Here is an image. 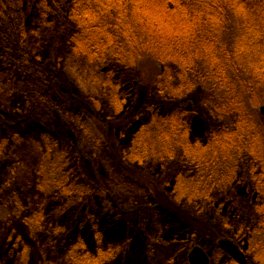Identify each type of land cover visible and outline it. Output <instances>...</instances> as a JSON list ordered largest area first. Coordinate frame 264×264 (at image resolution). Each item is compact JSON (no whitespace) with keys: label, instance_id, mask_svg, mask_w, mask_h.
<instances>
[{"label":"rangeland","instance_id":"1","mask_svg":"<svg viewBox=\"0 0 264 264\" xmlns=\"http://www.w3.org/2000/svg\"><path fill=\"white\" fill-rule=\"evenodd\" d=\"M53 1L0 0L5 13L0 33L21 34L12 40L21 52L13 48L10 57L29 60L6 62L0 36V264L81 263L73 252L84 254L88 264H189L195 247L204 249L210 264H238L219 246L222 240L235 243L246 264H264V251L254 248L250 236L261 218L258 188L264 186V170L251 156L236 152L247 136L243 124L258 125L219 111L237 103L243 110L251 106L256 118L264 116V82L250 83L257 79L254 71L242 72L240 84L232 76L235 65L244 66L245 55L229 51L238 22L231 17L230 33L225 26L216 34L219 24L208 35L165 27L139 36L138 47L127 45L128 55L172 60L174 74L151 57L135 68L87 65L81 57L74 71L68 61L72 42L87 31L70 15L71 0H60L61 9ZM150 11L161 13L148 6L139 26H148ZM11 14H16L12 22ZM178 86L189 88L191 96L173 101ZM207 95L221 106L206 103ZM180 107L193 113L184 115ZM153 110L168 119L179 117L173 135L170 125L152 123ZM147 125L166 134L146 135L141 144L135 138ZM221 127L226 134L212 132ZM210 150L219 158L205 175H211L204 182L207 192L199 191V172L183 153L199 156ZM135 151L150 156L142 159ZM45 156L84 191L80 199L44 191ZM36 215L42 220L39 228L26 223Z\"/></svg>","mask_w":264,"mask_h":264},{"label":"trees","instance_id":"2","mask_svg":"<svg viewBox=\"0 0 264 264\" xmlns=\"http://www.w3.org/2000/svg\"><path fill=\"white\" fill-rule=\"evenodd\" d=\"M53 2L55 3L57 9L62 8L60 0H55ZM70 2L72 3V14L70 15H72L75 24L84 27L85 31H87L86 34L75 38L73 40L74 42H72L73 45L70 53L71 57L68 61L73 64L71 65V68L74 71L77 68V60L81 57L87 59V62L89 60L87 65L94 63L102 67L118 65L128 68L139 67V60L145 57H151L158 61L161 65H167L170 67L172 74H174L176 72L174 69H172V67L175 62L172 60H166L164 56H153L149 53L140 54L139 56H131L127 54V45L130 42L131 45L135 44L138 47L141 38L139 36H149L156 34L159 29H164L165 27L170 29V31L173 33H178V30H180L186 35H193L194 33L208 35L211 31L214 32V27H217L220 24L222 26L219 27L218 31H216V34L222 31L225 26L227 28L226 30H228V33H230L231 26L229 24L227 25L226 23L234 22L231 21L233 18L236 22H238L235 33L237 38L234 45L232 44L233 46L231 47V50L229 51L234 53L235 50L236 53L240 52V55H245L243 56L244 66L235 65L236 68H232L231 72L233 79H236L237 84H240L239 81L241 83L243 82V80L240 78L242 72L245 73L246 71H254L257 79L255 80L254 78L252 79V77H250V79H252L250 83H256V81H260L259 83L264 82V0H71ZM148 6L161 9V13L158 14L155 13V11H150L149 14L151 15L152 19H150V22L148 21L149 24L145 28L141 24L139 26V22L141 19L146 18L143 13L148 10ZM0 8H2L1 5ZM3 12L0 10V18H4L2 14L5 15V13ZM59 13L60 11L58 13L56 12L57 15ZM15 16L16 14H13L8 21H14ZM130 19L132 24L128 22ZM138 26L140 28H138ZM207 26H211L212 29H208ZM207 30L208 34H204L207 32ZM132 34L135 37L132 36ZM10 35L5 33V31L0 33L1 40L3 39L4 50L8 54L6 62L14 61L17 65L27 63L29 60H25V56L20 57L19 60H15L13 57H10L13 48L18 50L17 53L21 52L19 47H15V45L12 46V42L17 41L21 34L17 33V35H14L13 37ZM176 36L177 35H173V37ZM133 37L134 39H132ZM166 41L175 50H180L178 47V41H176L175 38L168 37L166 38ZM10 42L11 45L9 46ZM215 45L216 49L219 51L223 50V45H220L219 43H216ZM9 64L10 63H8V65ZM206 73H208V71ZM198 83L203 84L201 80H198ZM250 83L247 86H250ZM159 85L161 84L157 79L155 86L157 87L159 94L163 95L165 93L164 89H159ZM115 88L119 93V85H115ZM177 89H180V86L174 89V92L171 93V99L173 101H183L191 96L189 88H182L180 90ZM207 96L206 103L212 100L214 104L221 106V102H215V98L210 99L209 97L211 96ZM212 101L209 103L211 104ZM250 107L251 106L248 107L249 111L247 109L243 110L236 103L235 106L228 110H223V108H221L219 111L221 114L223 113V115L234 114L235 118L240 117L252 119L253 122L258 125V128L252 125L249 127L247 126V123L244 126V124L241 122L243 124V128L246 127L247 136L244 137L241 143V148H239L236 152L242 156V158L243 154L251 156L254 159L253 162H259V166L263 171L264 116L260 118L254 117V115H252L254 114L253 110H250ZM184 108H179L180 111L184 113V115H187V113H189V115L193 113L187 109H185L186 111H183ZM157 113L158 112L156 110H153V116L151 118V120L153 119L152 123H156L157 126H159L160 123L165 125L168 124V126L170 125L169 128L172 131L170 135H173L175 133L173 128L177 127L178 125V120L175 118L179 117H172L168 119L165 118L164 115L159 116ZM236 120L239 122L238 119ZM151 128V125L143 127L139 131V134L136 136L135 140L142 144L146 135H150L152 138L151 134H155L158 138V135L162 136L166 134L165 132L160 133V131L155 128L151 130ZM181 130L182 129H179L178 131ZM236 131L237 130H232V133H235ZM212 132L220 136L227 133V128H215L212 129ZM224 144H227V142ZM3 150L4 149L0 147V156L3 153ZM212 150L206 152L204 155L199 156H186L183 153V158H187V161H189L192 165H195L197 173L199 172V177L202 180V185L199 187V191L207 192L205 186V183H207L206 178L210 177L211 175H208L207 177H205V175L213 171L214 162L217 160L215 157L217 155L213 154V152H211ZM257 150L258 152H256ZM172 153H174V151L170 152V154ZM234 153L235 151H233L232 155ZM135 154L137 157L142 159H146L150 156L149 152H147L146 156L144 151H135ZM159 154L162 155L161 151ZM217 157L219 158V156ZM256 167H258V165H256ZM41 176L43 179L42 188L46 192L52 191L55 194L70 198V201L72 202L80 199V196L85 194L84 191L78 190L79 187L72 185L67 181V174L62 166H58L55 161L53 162V160L49 158V156L48 158L46 157L42 163ZM258 192L263 194L261 197L260 206L257 207L261 218L259 224L252 229L253 232L251 231L250 236H252V239H254V248L264 251L262 243L256 240V238L262 240L264 246V186H259ZM28 220H30V218H27L26 223L37 228L40 227V223L42 221L39 215L31 218L30 221ZM186 247L189 248L188 245H186ZM72 254L74 256H78L79 259L82 258L80 260L81 263L77 264H82L83 261H85V264L90 263L89 260H83L85 258L84 254L81 255L77 252H73ZM86 259L90 258L86 257Z\"/></svg>","mask_w":264,"mask_h":264},{"label":"water","instance_id":"3","mask_svg":"<svg viewBox=\"0 0 264 264\" xmlns=\"http://www.w3.org/2000/svg\"><path fill=\"white\" fill-rule=\"evenodd\" d=\"M264 113V110H262ZM219 246L228 252L238 264H246L247 259L243 251L233 242L222 240ZM190 264H210V257L201 247H195L189 255Z\"/></svg>","mask_w":264,"mask_h":264},{"label":"flooded vegetation","instance_id":"4","mask_svg":"<svg viewBox=\"0 0 264 264\" xmlns=\"http://www.w3.org/2000/svg\"><path fill=\"white\" fill-rule=\"evenodd\" d=\"M231 256V255H230ZM232 257V256H231ZM232 259H233V257H232ZM234 260V259H233Z\"/></svg>","mask_w":264,"mask_h":264}]
</instances>
